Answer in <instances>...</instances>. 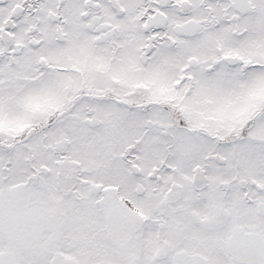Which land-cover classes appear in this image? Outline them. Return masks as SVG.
<instances>
[{
  "label": "snow or ice",
  "instance_id": "1",
  "mask_svg": "<svg viewBox=\"0 0 264 264\" xmlns=\"http://www.w3.org/2000/svg\"><path fill=\"white\" fill-rule=\"evenodd\" d=\"M0 264H264V0H0Z\"/></svg>",
  "mask_w": 264,
  "mask_h": 264
}]
</instances>
